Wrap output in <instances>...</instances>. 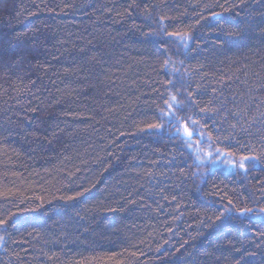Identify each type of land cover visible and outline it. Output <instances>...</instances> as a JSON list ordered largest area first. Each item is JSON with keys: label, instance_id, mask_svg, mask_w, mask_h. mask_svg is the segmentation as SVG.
<instances>
[{"label": "trees", "instance_id": "16d2710c", "mask_svg": "<svg viewBox=\"0 0 264 264\" xmlns=\"http://www.w3.org/2000/svg\"><path fill=\"white\" fill-rule=\"evenodd\" d=\"M261 209L264 0H0V264H264Z\"/></svg>", "mask_w": 264, "mask_h": 264}, {"label": "snow or ice", "instance_id": "6c2138e0", "mask_svg": "<svg viewBox=\"0 0 264 264\" xmlns=\"http://www.w3.org/2000/svg\"><path fill=\"white\" fill-rule=\"evenodd\" d=\"M172 99L173 100H175L176 98L175 97H172ZM172 107V105H169V108H171ZM204 109H202V111H203ZM161 116L163 117V116H169V117H172V116H174V113H171V112H169V113H165L163 110H161ZM177 120H179L180 118L179 117H175ZM193 123H195L194 121H193ZM149 128H160V127H163V125L162 124H152V125H149L148 126ZM233 127H235V125L233 126ZM180 131V129L179 128H177V132H179ZM183 132H184V134L187 136V137H191L192 135H193V132L185 125L184 126V128H183ZM218 152L220 151V150H217ZM212 154L211 153H208V156H211ZM249 159H255V158H250V157H242L240 160H239V162H238V166L240 167V168H244L245 167V162L247 161V160H249ZM213 163L215 162V161H212ZM231 203V202H230ZM240 211V214L241 215H244V214H246L247 212H250L251 211V209H247V208H245V209H240L239 210ZM261 211L262 212H264V209H261ZM0 223H3V221H0Z\"/></svg>", "mask_w": 264, "mask_h": 264}]
</instances>
